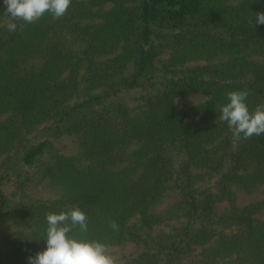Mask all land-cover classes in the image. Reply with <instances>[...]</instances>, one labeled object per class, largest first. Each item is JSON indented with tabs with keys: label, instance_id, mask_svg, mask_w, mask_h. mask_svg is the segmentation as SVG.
Masks as SVG:
<instances>
[{
	"label": "trees",
	"instance_id": "1",
	"mask_svg": "<svg viewBox=\"0 0 264 264\" xmlns=\"http://www.w3.org/2000/svg\"><path fill=\"white\" fill-rule=\"evenodd\" d=\"M258 12L264 0H72L25 23L0 3V264H28L45 213L75 207L89 231L73 234L143 247L115 264H264V134L233 136L217 109L232 90L264 104ZM64 136L72 152L50 139Z\"/></svg>",
	"mask_w": 264,
	"mask_h": 264
},
{
	"label": "clouds",
	"instance_id": "2",
	"mask_svg": "<svg viewBox=\"0 0 264 264\" xmlns=\"http://www.w3.org/2000/svg\"><path fill=\"white\" fill-rule=\"evenodd\" d=\"M0 3L14 20L33 23L46 13L53 18L62 17L72 0H0ZM249 23L253 27L264 25V12L256 13ZM7 28L15 31L17 24L9 23ZM248 95L247 90L228 91L226 102L217 106L219 119L227 122L233 136L244 139L264 134V104L250 109ZM45 219L44 247L28 257V264H115L105 243L73 234L89 231L88 218L82 209L45 213ZM110 228L118 230L119 225L113 221Z\"/></svg>",
	"mask_w": 264,
	"mask_h": 264
},
{
	"label": "rangeland",
	"instance_id": "3",
	"mask_svg": "<svg viewBox=\"0 0 264 264\" xmlns=\"http://www.w3.org/2000/svg\"><path fill=\"white\" fill-rule=\"evenodd\" d=\"M127 99H131L132 96H134V93H130L129 95L126 94ZM199 100L197 98V96H194L192 98H189L188 101H197ZM132 104H137V102L135 101H131ZM40 133L37 134V132H35L33 135L35 136H39ZM38 138L35 140V142L41 141L42 139L46 138L44 137V134L42 133V135H40ZM43 137V138H42ZM50 139L52 141H54L53 145L55 147H57L58 149L60 148L61 151H66V152H72L74 150V148L76 147V144L72 141V140H68V138L66 136L62 137V138H54V137H50ZM33 169V168H31ZM30 169V170H31ZM25 176V174H24ZM3 187L5 191H11L14 190L15 187V181L13 180H8V178L3 182ZM54 192V190H52L48 185L42 186V187H37V186H29L27 193L30 194L31 197L37 199V198H48L49 196L52 195V193ZM172 199H175V196L172 195L167 201L166 204H168L169 202H172ZM240 205H244V202H242L241 200L239 201ZM165 206V204L163 205ZM226 205L224 203H220L216 205V211L220 212L221 210L225 209ZM143 247H141L140 245H136V244H131L125 248H119V247H114L111 248L109 250H107L108 254L111 255L113 258H117L119 262L122 261L123 256H129V255H139L140 253L143 252ZM200 251L201 249H197L195 250V252L192 254V256H187L186 262L187 263L189 260H194L198 261L200 258Z\"/></svg>",
	"mask_w": 264,
	"mask_h": 264
}]
</instances>
